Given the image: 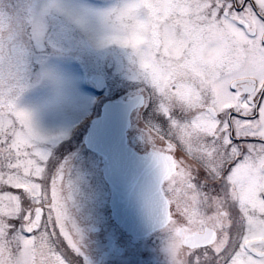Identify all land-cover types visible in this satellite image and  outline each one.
<instances>
[{"label":"snow or ice","instance_id":"snow-or-ice-1","mask_svg":"<svg viewBox=\"0 0 264 264\" xmlns=\"http://www.w3.org/2000/svg\"><path fill=\"white\" fill-rule=\"evenodd\" d=\"M147 3L139 70L167 129L154 163L171 264H264V0ZM52 13L101 11L0 0V264H78L64 176L17 106Z\"/></svg>","mask_w":264,"mask_h":264},{"label":"rangeland","instance_id":"rangeland-1","mask_svg":"<svg viewBox=\"0 0 264 264\" xmlns=\"http://www.w3.org/2000/svg\"><path fill=\"white\" fill-rule=\"evenodd\" d=\"M54 2L88 13L108 7V0H21L26 12H40ZM44 25L40 44L33 41L29 49L17 106L31 114L35 129L44 138L49 163L55 165L54 174L64 176L67 210L75 227L89 230L96 224L107 228L111 226L110 190L103 179L101 158L88 151L84 139L90 121L100 115L106 101H128L144 87L145 80L126 53L96 46L89 39L87 24L81 27L67 16L52 13ZM93 75L106 79L102 93L92 86L91 90ZM134 139L143 143L145 135L137 132ZM76 232L78 236L81 231ZM118 234L125 255L105 264H171L166 231L155 232L138 244L125 232ZM82 239L78 236L79 242ZM77 261L88 264L80 252Z\"/></svg>","mask_w":264,"mask_h":264},{"label":"water","instance_id":"water-1","mask_svg":"<svg viewBox=\"0 0 264 264\" xmlns=\"http://www.w3.org/2000/svg\"><path fill=\"white\" fill-rule=\"evenodd\" d=\"M93 82L99 90L106 86L102 77ZM143 104L140 97L127 103L107 102L101 116L91 123L86 139L87 148L104 159L103 172L113 192L115 222L136 239L164 228L154 157L138 156L127 144L131 114Z\"/></svg>","mask_w":264,"mask_h":264},{"label":"flooded vegetation","instance_id":"flooded-vegetation-1","mask_svg":"<svg viewBox=\"0 0 264 264\" xmlns=\"http://www.w3.org/2000/svg\"><path fill=\"white\" fill-rule=\"evenodd\" d=\"M133 65L136 64L133 63ZM143 85L144 87L140 88L137 94H135L132 98L141 95L145 98L146 104L144 108L137 109L133 112L131 116V126L127 134L128 145L133 152L138 156L148 158L152 156L155 157L156 153L159 152L160 146L156 142L157 138L165 135L167 129L164 124L161 123L164 118L159 107L160 101L147 90L146 81ZM120 102L125 101L120 100ZM137 132L145 135V141L143 143H136L134 135ZM110 218L111 226H108L107 228L96 224L90 227L89 230L83 228L78 229L75 227L76 231H81L78 233V236L83 238L82 241L79 242V252L82 259L88 264H105L108 261H112L125 255V249L121 247L118 240V231L124 232V230L119 228L114 222L111 210ZM173 219H176V217L173 216ZM161 231H165V229ZM132 241L134 243L133 239ZM142 241L143 240L137 243L135 242V244L141 243Z\"/></svg>","mask_w":264,"mask_h":264},{"label":"clouds","instance_id":"clouds-1","mask_svg":"<svg viewBox=\"0 0 264 264\" xmlns=\"http://www.w3.org/2000/svg\"><path fill=\"white\" fill-rule=\"evenodd\" d=\"M151 23L147 0H108L106 10L92 16L87 27L89 39L96 46L126 53L139 68L143 64Z\"/></svg>","mask_w":264,"mask_h":264},{"label":"trees","instance_id":"trees-1","mask_svg":"<svg viewBox=\"0 0 264 264\" xmlns=\"http://www.w3.org/2000/svg\"><path fill=\"white\" fill-rule=\"evenodd\" d=\"M24 4H25L26 6H28L29 3H28V1H25ZM24 9H27V8L24 7Z\"/></svg>","mask_w":264,"mask_h":264}]
</instances>
